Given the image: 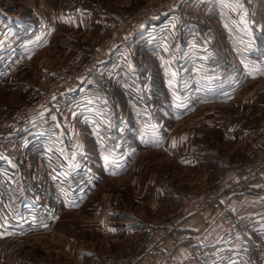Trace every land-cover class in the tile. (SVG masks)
I'll list each match as a JSON object with an SVG mask.
<instances>
[{
    "label": "rangeland",
    "instance_id": "1",
    "mask_svg": "<svg viewBox=\"0 0 264 264\" xmlns=\"http://www.w3.org/2000/svg\"><path fill=\"white\" fill-rule=\"evenodd\" d=\"M263 126L264 0H0V264H139L114 253L134 238L111 241L105 211L179 227L170 192L189 193L184 216L207 190L184 164L252 162Z\"/></svg>",
    "mask_w": 264,
    "mask_h": 264
},
{
    "label": "crops",
    "instance_id": "2",
    "mask_svg": "<svg viewBox=\"0 0 264 264\" xmlns=\"http://www.w3.org/2000/svg\"><path fill=\"white\" fill-rule=\"evenodd\" d=\"M56 122H57V127H59L60 123L58 122V120H56ZM243 129L242 130L244 131L245 137L246 138L251 137L250 132H248L250 129L248 130L246 128ZM262 132L263 133L261 134L259 141L256 142L249 138L246 146L249 149H251L252 147L255 148L257 146L260 147L261 150L260 156L264 158L263 129ZM222 136L225 141L235 143V140H233L235 138L230 139V135L228 134V132L225 131ZM143 141L147 144H150V142L145 138L143 139ZM242 150H246L245 146L243 147ZM125 157H126V153L121 152L120 154H117L115 157L108 156V160L109 163L111 162V164H116L117 167L120 168L121 165L126 164ZM203 157L206 158V155H204ZM205 158L200 162L205 163L206 162ZM199 160L200 159L197 157L196 164H184V165H192V166L198 165L206 168L205 172L203 173V176H201V178L198 179V183L199 185L205 186L207 190H214L219 186L221 180L224 178L225 175H228L229 173L233 172L236 169H240L243 166V164H234L236 162H230V158L228 159V161L224 163L219 161L218 164H199L200 163ZM218 168L221 169L223 168L224 170L218 172ZM106 170L109 169L106 168ZM222 176L223 178L221 179ZM203 181H207L206 182L207 184L206 183L204 184ZM178 192L175 190L170 192L169 194L174 200L179 201L178 209L175 212L176 214L174 213L175 214L174 221L176 220V224H177V220L178 219L180 220V223L178 224L180 226L177 228L170 219H167V221L163 219L145 220L144 223L143 222L140 223L139 221H137L139 217L135 215L129 213H123V211L119 212L120 210L118 211L117 209L105 211V213H108L111 216L113 215V217L114 215L115 216L118 215L121 218V221L117 220L112 224L107 219L101 220L102 226L100 225V227L98 228L101 229L103 233L108 234L109 235L108 237L110 238L111 241L113 240L116 241L119 238H125V237L134 238V241L131 245L129 246L123 245L121 249H119L114 253L123 254V256H125L126 259H131V260L141 258L139 264H154V258L145 255L147 248V240H148V235L146 233L149 232V230L156 225L159 227H163L161 229H167L168 235L166 238V248L168 251H170L171 255L176 257L182 256L186 247V243L190 239L189 235H192L195 232L199 231L201 228H203V226L215 215L216 206L205 210L203 214H198L192 212V210L190 211L188 210L189 212L187 213L186 218H183L184 216H181V214H179L180 213L179 211L182 208V202L184 200V197L189 193L187 192L180 193V191ZM224 200L225 201L227 200L232 204L233 213H235L236 215H240L245 212L246 213L248 212L254 214L257 218L255 230L251 231L245 237L246 244L243 243V247L245 244L248 248L253 249L252 254L250 255L251 258H249L246 252H242V255L244 256L242 257V255L240 254L241 252H236L233 248L223 249L222 247L220 248L218 247L217 249L212 250L211 257L208 260H206V262H204L203 264H245V263L264 264V254L259 258H257L258 249L256 250L251 244L253 237L256 236L257 233L258 234L257 236H259L260 238L257 241L261 242L264 245V188L259 187L257 184L250 189L235 192L230 196L229 195L223 196V198H221L220 200V205ZM124 218H128V219H124ZM180 227L183 230L182 233H185L184 235H182L181 232H178L177 229ZM257 241H255V244ZM137 249L138 251L136 252L135 250ZM94 255L95 253H93V256ZM87 256L91 257V254L88 253ZM112 257H114L112 252L103 253L101 257L103 259L102 262L103 261L107 262ZM75 258L79 260L78 259L79 257H77L76 255ZM91 264H100V263H98V261H94Z\"/></svg>",
    "mask_w": 264,
    "mask_h": 264
},
{
    "label": "built area",
    "instance_id": "3",
    "mask_svg": "<svg viewBox=\"0 0 264 264\" xmlns=\"http://www.w3.org/2000/svg\"><path fill=\"white\" fill-rule=\"evenodd\" d=\"M26 111L27 108L23 107L3 122L13 120L12 123H14ZM5 148L16 153L12 149V145L6 144ZM257 184L264 188V158L261 156L252 162L243 164L242 168L229 173L221 180L216 189L203 190L186 198L182 215L186 216L189 209L198 214H203L205 210L216 206L215 215L203 228L189 235L191 239L186 243L184 253L180 257L172 256L168 250L164 252L166 250L167 231H153L147 241V250L148 255L155 259L154 264H201L208 256L209 248L215 246L219 241L227 243L229 247L245 242V237L255 230L257 218L248 212L236 215L233 213V207L229 201L224 200L220 205V200L223 196H230L235 192L250 189ZM215 203L216 205L212 206ZM4 209L9 216V210L6 207ZM179 223L180 221L177 220L176 225ZM244 248L248 250V256L252 254V248H248L245 244ZM255 249H258V256L264 254V245L261 242H256ZM160 255L163 256L162 260L159 259ZM111 264H124V262L122 259H118Z\"/></svg>",
    "mask_w": 264,
    "mask_h": 264
},
{
    "label": "trees",
    "instance_id": "4",
    "mask_svg": "<svg viewBox=\"0 0 264 264\" xmlns=\"http://www.w3.org/2000/svg\"><path fill=\"white\" fill-rule=\"evenodd\" d=\"M252 41H254L253 39H251ZM1 159H4V160H6L7 161V163H6V166H0V173H2V171H3V173L2 174H4L5 176L6 175H8V176H6L5 178H8V177H10V175L11 174H14L13 173V171L10 169V167L8 166V164H11V162H10V160L9 159H7V158H5V157H0ZM10 162V163H9ZM14 163V162H13ZM16 164V163H15ZM0 176H1V174H0ZM5 180V179H4ZM6 181H10L11 182V179H7ZM1 184H2V186H3V188H5V186H6V184L3 182V181H0V186H1ZM4 184V185H3Z\"/></svg>",
    "mask_w": 264,
    "mask_h": 264
},
{
    "label": "snow or ice",
    "instance_id": "5",
    "mask_svg": "<svg viewBox=\"0 0 264 264\" xmlns=\"http://www.w3.org/2000/svg\"><path fill=\"white\" fill-rule=\"evenodd\" d=\"M53 119H55V117H53ZM112 230H114V229H112Z\"/></svg>",
    "mask_w": 264,
    "mask_h": 264
}]
</instances>
